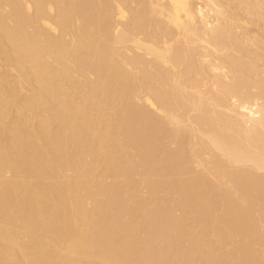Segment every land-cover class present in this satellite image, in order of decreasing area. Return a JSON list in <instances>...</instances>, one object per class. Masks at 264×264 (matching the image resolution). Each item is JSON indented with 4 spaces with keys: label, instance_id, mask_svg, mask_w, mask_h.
<instances>
[{
    "label": "bare ground",
    "instance_id": "1",
    "mask_svg": "<svg viewBox=\"0 0 264 264\" xmlns=\"http://www.w3.org/2000/svg\"><path fill=\"white\" fill-rule=\"evenodd\" d=\"M0 264H264V0H0Z\"/></svg>",
    "mask_w": 264,
    "mask_h": 264
}]
</instances>
